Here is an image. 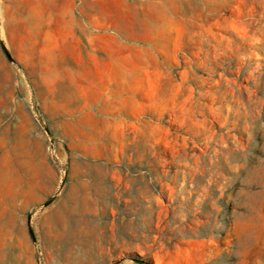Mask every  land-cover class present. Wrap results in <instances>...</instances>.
Listing matches in <instances>:
<instances>
[{
    "label": "rangeland",
    "instance_id": "obj_1",
    "mask_svg": "<svg viewBox=\"0 0 264 264\" xmlns=\"http://www.w3.org/2000/svg\"><path fill=\"white\" fill-rule=\"evenodd\" d=\"M96 1L0 40V264H264V0Z\"/></svg>",
    "mask_w": 264,
    "mask_h": 264
},
{
    "label": "crops",
    "instance_id": "obj_2",
    "mask_svg": "<svg viewBox=\"0 0 264 264\" xmlns=\"http://www.w3.org/2000/svg\"><path fill=\"white\" fill-rule=\"evenodd\" d=\"M98 19L96 0H0V40L21 64L49 65L81 49Z\"/></svg>",
    "mask_w": 264,
    "mask_h": 264
}]
</instances>
